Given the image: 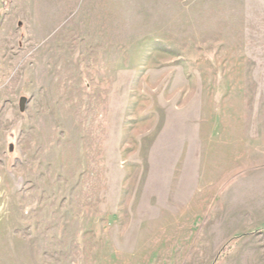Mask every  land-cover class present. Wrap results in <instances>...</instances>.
<instances>
[{
    "label": "rangeland",
    "instance_id": "1",
    "mask_svg": "<svg viewBox=\"0 0 264 264\" xmlns=\"http://www.w3.org/2000/svg\"><path fill=\"white\" fill-rule=\"evenodd\" d=\"M0 264H264V0H0Z\"/></svg>",
    "mask_w": 264,
    "mask_h": 264
}]
</instances>
